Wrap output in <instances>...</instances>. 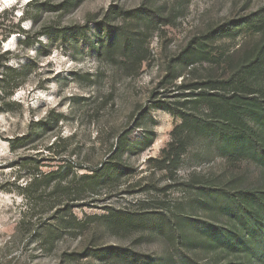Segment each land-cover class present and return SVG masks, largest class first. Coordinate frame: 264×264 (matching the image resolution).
Wrapping results in <instances>:
<instances>
[{"label":"rangeland","instance_id":"1","mask_svg":"<svg viewBox=\"0 0 264 264\" xmlns=\"http://www.w3.org/2000/svg\"><path fill=\"white\" fill-rule=\"evenodd\" d=\"M33 1L0 0V79L7 69L26 79L0 95V264H264L260 246L251 256L224 248L231 225L207 189L221 176L264 184L263 167L158 108L195 101L183 89L223 83L228 65L255 58L264 0ZM127 32L141 44L134 57ZM196 49L192 67L184 58ZM245 81L264 95L263 74ZM183 94L191 97L175 98ZM189 109L216 119L207 104ZM26 135L31 144L17 142ZM119 140L125 152L111 160ZM109 162L112 176L67 208L52 188L35 210L24 195L35 173L80 177ZM110 212L135 217L116 227Z\"/></svg>","mask_w":264,"mask_h":264},{"label":"trees","instance_id":"2","mask_svg":"<svg viewBox=\"0 0 264 264\" xmlns=\"http://www.w3.org/2000/svg\"><path fill=\"white\" fill-rule=\"evenodd\" d=\"M70 1L74 0H66L67 4ZM84 1L86 0H78V4ZM260 13L264 14V8L261 9ZM262 24L260 33L263 37L264 21ZM229 32L231 29L223 31V37L231 38V35H226ZM123 36L124 50L131 52L130 56L139 55L141 44L137 36L128 32ZM113 38L116 37H112V40ZM111 42L110 38L109 47ZM257 47L255 58L250 62L246 60L245 64L242 63L241 66L237 65L234 68L228 65L227 69L224 70L223 83L222 81L221 83L211 81L202 87L183 89V91H197V95H191L197 98L195 101L184 100L178 108H171L169 105H162L161 103L158 108L166 110L172 115H178L182 121L180 130H186L191 134L193 132L214 134L217 138L216 150L229 154L233 158L242 156L249 160H255L256 164L264 169V95L253 91L252 88L254 87H247L248 85L245 83V79L251 81L256 76L264 75V37ZM198 49L192 50L184 58V62L188 63L189 66L194 67L197 64ZM10 72L13 73L14 71L7 69L1 74L0 79V95L8 99L14 96L15 92L26 82V79H12ZM188 94L175 98L186 99L191 97ZM251 95L252 97H250ZM200 103L208 105L209 110L215 115V121L208 122L189 109L191 104ZM31 136L26 135L17 142L26 145L31 144ZM123 143L122 140H119L116 150L112 152L111 160L123 155L125 152ZM142 143H146L144 149L153 144L152 140H144ZM111 170L109 162L103 164L100 169L91 171V174H84L80 177L76 174L72 175L68 168L65 171L59 168V170L47 174L35 173L31 182L24 189V195L29 200V205L35 204L34 206H37V201L42 199L43 194L49 188H52L53 191L49 196H64L67 199L64 201L67 208L70 203L82 201L85 194L90 191L93 192L94 186L98 184V179L112 176ZM117 172L119 170L115 173ZM262 174L264 175V170ZM58 176L60 179H56ZM70 177L71 179H69ZM78 177L79 182L77 183ZM216 180L215 185L209 182L207 189L221 197V208L218 206L217 210L223 217L228 215L225 224L231 225L232 229L230 231L225 229L224 231L226 236H231L224 238L227 242L224 248L233 251L235 254L251 256L255 254L256 246L264 248V184H260L256 180L247 188H241L235 186L234 179H227L225 176ZM34 206L32 210H35ZM53 208L54 206L51 207V209ZM60 210L62 213L66 211V209ZM136 216L141 218L140 224H143L146 221L145 217L154 216V214L149 215L147 213ZM134 217L135 215L130 213L116 214L110 212L107 220L115 224L116 227H128L132 224Z\"/></svg>","mask_w":264,"mask_h":264}]
</instances>
